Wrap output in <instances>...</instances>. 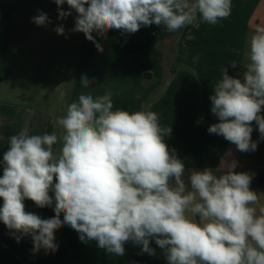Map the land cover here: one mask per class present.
Masks as SVG:
<instances>
[{
  "label": "clouds",
  "instance_id": "obj_1",
  "mask_svg": "<svg viewBox=\"0 0 264 264\" xmlns=\"http://www.w3.org/2000/svg\"><path fill=\"white\" fill-rule=\"evenodd\" d=\"M58 19L77 13L73 32L95 41L111 30L134 34L141 27L163 25L176 32L198 22L216 25L228 18L232 0H53ZM33 23H51L39 12ZM64 35L63 26L56 27ZM243 77L222 78L213 86L211 112L218 123L208 132L222 136L241 152L255 151L253 122L264 139V27L257 26L247 45ZM199 57H194V62ZM231 67H236L233 62ZM93 81L86 77L81 85ZM62 133L9 136L0 176V222L21 236H31L33 252L56 251L55 231L70 227L81 241L123 256L132 242L155 255L150 241L163 250L168 264H264V207L251 190V175L229 167L217 176L211 169L193 171L190 190L184 163L169 150L154 111L114 109L111 91L94 98L80 94L56 121ZM59 144L58 150L55 145ZM174 181V183H173ZM50 193L52 195H50ZM52 207L41 218L26 210ZM61 214L63 219L61 220ZM198 217V219H197Z\"/></svg>",
  "mask_w": 264,
  "mask_h": 264
},
{
  "label": "crops",
  "instance_id": "obj_2",
  "mask_svg": "<svg viewBox=\"0 0 264 264\" xmlns=\"http://www.w3.org/2000/svg\"><path fill=\"white\" fill-rule=\"evenodd\" d=\"M39 12L46 13L51 23H33ZM75 18L58 19L52 0H0V176L9 136L23 129L29 134L60 135L56 121L80 94L96 98L111 91L114 109L154 111L162 126L171 127L164 142L184 163L183 179L189 190L191 172L207 168L219 176L231 166L235 172L251 175L259 214L264 207V139L258 126L253 122L251 134L257 149L248 152L210 134L208 128L219 122L211 112L213 86L224 68L242 79L248 40L257 26L264 27V0H232L231 15L216 25L198 22L171 33L163 25H151L134 34L111 30L104 37L93 32L102 51L82 34L78 55L67 73L53 62L55 51L47 64L24 60L31 44L36 46L45 32L50 45L55 44L50 40L57 34L54 29L74 26ZM63 38L70 35L65 33ZM34 45L32 51L38 52ZM39 57V53L32 56ZM194 57L199 59L194 62ZM233 62L235 68L230 66ZM84 77L93 81L88 88L81 85ZM54 147L58 150L60 145ZM25 205L41 218L55 215L54 204L39 208L26 200ZM17 235L0 222V264H168L155 240L150 241L155 255L127 242L124 255L117 256L99 248L95 240L81 241L77 231L65 226L55 231L56 251L41 248L34 253L31 236H21L17 243Z\"/></svg>",
  "mask_w": 264,
  "mask_h": 264
},
{
  "label": "rangeland",
  "instance_id": "obj_3",
  "mask_svg": "<svg viewBox=\"0 0 264 264\" xmlns=\"http://www.w3.org/2000/svg\"><path fill=\"white\" fill-rule=\"evenodd\" d=\"M53 2V0H52ZM51 3V2H49ZM62 9L64 11H71V15L68 16L65 20H67V22H70L71 18H75V15L77 16V13L74 10H70L69 6L67 5V3H65L64 5L61 6ZM72 26V25H71ZM75 26V25H74ZM74 26L72 27H65V33L70 35V38H63V35H61V38L59 37L58 34H56L53 39H50L52 42L54 43H50L48 42L49 40H46L47 37V33L45 32L43 35V39H41L36 46H38L39 50L37 52V50L32 51V47L35 44H31V49L27 50V56L26 59L27 61H34V62H39L41 64H47L48 61V57L50 55V53H52L53 51H55V58L53 59V62L57 64V67L60 69L61 72L63 73H67L69 71V69L71 68V65H73L74 62V57L76 55H78V48L80 46V40L82 37L83 33L80 32H73L72 29L74 28ZM47 31V29L45 30ZM70 45V47L68 46ZM35 46V45H34ZM35 46V47H36ZM55 50H54V48ZM36 53H39V55L41 56V58L39 57L38 59L36 58H32V56L34 57V55ZM70 56V59H68V57ZM67 76V74H66ZM63 77V75H62Z\"/></svg>",
  "mask_w": 264,
  "mask_h": 264
}]
</instances>
